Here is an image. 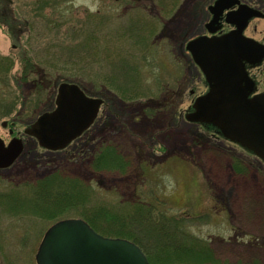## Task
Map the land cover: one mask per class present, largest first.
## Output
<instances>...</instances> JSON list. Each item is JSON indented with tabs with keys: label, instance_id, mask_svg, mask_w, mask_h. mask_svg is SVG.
<instances>
[{
	"label": "rangeland",
	"instance_id": "374dc122",
	"mask_svg": "<svg viewBox=\"0 0 264 264\" xmlns=\"http://www.w3.org/2000/svg\"><path fill=\"white\" fill-rule=\"evenodd\" d=\"M168 1L0 0V140H10L11 128L20 144L17 157L0 166V194L23 192L0 196V264H36L35 251L48 226L56 219L79 217L75 206L62 210L66 204H50L48 213L56 218L49 220L31 205L36 180L52 173L81 181L92 205L107 203L119 210L125 200L137 198L179 221L184 236L179 241L185 244L178 246L188 252L161 264L214 263L198 261L194 251L202 249L211 250L215 264H264V159L225 135L224 127H204L189 115L196 98L212 87L179 40L183 36L191 43L202 35L205 8L214 0H178L172 7ZM243 1L264 12V0ZM162 2L167 10L160 9ZM88 13L108 23L99 30L98 48L84 57L77 44ZM135 18L156 24L140 44L120 29L128 33ZM251 24L256 30L251 32V25L245 33L258 39L264 18ZM131 62L139 74L131 72ZM260 63L259 70L251 71L259 90L264 87V59ZM127 78L137 84H127ZM64 84L98 101L81 131L59 147L62 139L46 147L30 127L38 126L42 115L60 118L58 95ZM104 146L124 158L126 165L120 160L113 165L122 169L91 167ZM63 188L72 198L75 186ZM15 205L24 208L9 210ZM145 224L138 237L148 251L160 243L176 246L174 237L157 233L152 247Z\"/></svg>",
	"mask_w": 264,
	"mask_h": 264
},
{
	"label": "water",
	"instance_id": "95a60500",
	"mask_svg": "<svg viewBox=\"0 0 264 264\" xmlns=\"http://www.w3.org/2000/svg\"><path fill=\"white\" fill-rule=\"evenodd\" d=\"M187 48L212 87L196 99L190 118L224 127L225 135L264 158V93L248 97L253 83L241 85L246 75L240 66L242 59L260 62L264 46L233 34L198 37ZM68 89L70 94L60 99L63 106L60 118L51 115L48 119L43 115L38 118L40 131L33 132L45 146H61L81 131L94 114L96 100L84 99L73 86ZM54 139L62 140L55 145L51 143ZM17 142L11 141L7 148L0 143V166L15 158L20 149ZM35 261L36 264H153L134 242L103 236L81 218H65L50 225L37 247Z\"/></svg>",
	"mask_w": 264,
	"mask_h": 264
},
{
	"label": "trees",
	"instance_id": "16d2710c",
	"mask_svg": "<svg viewBox=\"0 0 264 264\" xmlns=\"http://www.w3.org/2000/svg\"><path fill=\"white\" fill-rule=\"evenodd\" d=\"M163 1V0H162ZM178 0H169L168 5L174 6L177 3ZM164 2H167V0H164ZM160 6L161 10H167L168 5H163V3ZM169 10V8H168ZM160 13V12H159ZM156 16L157 18H160V14ZM153 16V17H155ZM96 17L97 20L92 21V19ZM108 19L105 17L97 16L95 14H90L88 13L85 19V24H84V37L82 39V42H79V45L77 44L78 50L82 51L84 53V57H86V52L91 51L94 47L98 48V35H99V30L103 29L102 25L107 24ZM131 24L130 30H128V33L125 34L124 27L120 28L122 30V35H126V37L131 38L130 40H133L137 44L142 43V40L144 38V34L148 33H154L156 24L155 20L151 21L149 19H146L145 21H138V19H131L129 21ZM139 27V29H137ZM130 31L137 32L139 35L137 39L133 38L132 34H130ZM141 34V35H140ZM179 40V38H178ZM181 42L182 47H184L185 44V38L182 36L179 40ZM94 42L95 44H93ZM185 49V47H184ZM76 50V49H75ZM77 52V51H76ZM129 65L131 72L137 71L139 74V70L137 65L135 63L131 62ZM2 67H0L1 69ZM134 68V69H133ZM1 72V71H0ZM112 77V75H111ZM114 79V77H112ZM126 79V77H125ZM105 82H107L109 79L106 77L103 79ZM116 81L120 83V79L115 78ZM133 79L130 80V78H127V84H137V80L132 81ZM132 81V82H131ZM109 82V81H108ZM133 86V85H132ZM82 89L86 91L83 87ZM87 92V91H86ZM120 160L121 164L126 165V161L124 158L119 155L113 148L110 146H104V148H100L99 153L95 158H93L90 161L91 167L94 168V170H101V169H122L123 167H116L114 168L113 165H116L115 163ZM56 182V183H55ZM73 184L75 186V194L73 193V197L67 196L66 193L63 191H66L63 189H59L60 186H66L68 184ZM37 187H33L32 190V197H30L31 202L34 208L36 210H40L41 215L47 219H55L56 214H49L48 213V208L50 204L51 208H55L58 206H62L66 204V207L62 210H65L69 206H75V212H77V216L80 218L84 219L90 226H92L96 231L103 235L107 236H113V237H126L136 244L140 246V248L145 252L147 258L151 262H155L158 264L163 263L165 259L169 258V256H175L176 259L178 257L183 256L185 253L188 252V249H183L182 246H178V244H185L184 242L179 241L180 237L183 238V230L181 228V224L178 223L179 221H174L171 220L169 217H167L165 214L158 212L156 207H152L147 205L146 203H143L139 199H129L125 200L123 204H121L118 208L121 209H116L113 208L115 205H110L107 203H99L96 205H92L89 202L86 201V198L88 197V191H85L82 187V182H78L77 179H75V182L70 180V178L66 176H61L57 173H52V174H47L42 178H39L36 180ZM52 186V187H51ZM71 187V185L69 186ZM67 188V190L70 188ZM61 190V191H60ZM47 191L50 193L48 194ZM13 192H18L19 195H23V192L17 191V190H9L6 193L0 194V196L4 198H8L11 196ZM63 192V193H62ZM48 204V205H47ZM143 204H146L145 206ZM21 206V205H20ZM117 206V205H116ZM24 205L20 207L16 206L11 209L12 212L15 211H20V209H23ZM68 209V208H67ZM66 209V210H67ZM8 210V211H9ZM122 210H125V212ZM47 213V215H44ZM57 220V219H56ZM147 227V229H144L145 232H147V236L152 235V240L151 244L152 247H154L157 244V241L153 237V235L157 233H161L164 237H174L172 243L176 244L174 247L171 245L170 247L168 246H163L159 244V246L154 250V251H148L145 245L140 241V238L138 237V231L142 226ZM150 244V245H151ZM200 245L199 249L201 250V247L203 246L202 244ZM210 249V248H209ZM203 250V249H202ZM201 252H195L196 257L199 260H214L215 264L217 261L215 259H212L213 256L211 254V250H205ZM159 252V254H158ZM211 262V261H210ZM199 264H204V262H199ZM243 264V263H239ZM252 264V263H251ZM254 264V263H253ZM258 264V263H257Z\"/></svg>",
	"mask_w": 264,
	"mask_h": 264
},
{
	"label": "flooded vegetation",
	"instance_id": "af4514ba",
	"mask_svg": "<svg viewBox=\"0 0 264 264\" xmlns=\"http://www.w3.org/2000/svg\"><path fill=\"white\" fill-rule=\"evenodd\" d=\"M205 9L206 18L202 25V35L205 34L206 36L218 38L225 35L237 34V36L241 35L246 39H251L258 45L264 46V33L260 34L258 39L251 36L250 33H245L251 25V32L256 30L257 25L251 24L253 19L264 18V12L260 8L252 7L243 0H214V2L212 1L207 4ZM260 64L251 63L245 59H242L240 62V66L243 67L244 74L246 75L241 85L245 86L246 83H253L251 84L252 89L248 97L264 93V87L260 90L257 89V79L251 72L254 68L259 70ZM262 81L264 84V79ZM9 135L13 136V131ZM259 264H262V262H259Z\"/></svg>",
	"mask_w": 264,
	"mask_h": 264
}]
</instances>
